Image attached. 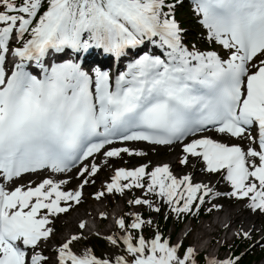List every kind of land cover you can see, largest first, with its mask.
I'll return each instance as SVG.
<instances>
[{
	"label": "snow or ice",
	"instance_id": "6c2138e0",
	"mask_svg": "<svg viewBox=\"0 0 264 264\" xmlns=\"http://www.w3.org/2000/svg\"><path fill=\"white\" fill-rule=\"evenodd\" d=\"M181 2L0 0V264H53L42 252L53 232L49 217L68 212L82 197V191L62 190L67 180L13 187L17 179L70 172L97 154L105 164L122 154L146 155L115 146L126 142L179 143L181 164L199 158L208 173H221L230 183V197L246 199L248 208L264 214V0H192L207 39L224 55L186 46L176 19ZM93 52L130 59L113 72L100 63L87 65ZM207 132L248 139L256 147L245 150ZM98 171L95 163L81 168V189L89 183L86 174ZM133 188L146 189L145 196L161 198L177 214L191 212L212 193L189 175L177 179L167 164L151 171L147 165L119 168L106 185L109 194ZM129 203L160 211L148 199ZM116 223L126 230L124 219ZM144 224L135 214L128 227L141 230ZM78 239L74 235L58 248L56 264H197L193 248L181 253L158 233L151 240L138 235L135 242L128 233L122 242L130 259L115 261L74 254L70 245ZM108 240L117 245L116 238Z\"/></svg>",
	"mask_w": 264,
	"mask_h": 264
},
{
	"label": "rangeland",
	"instance_id": "374dc122",
	"mask_svg": "<svg viewBox=\"0 0 264 264\" xmlns=\"http://www.w3.org/2000/svg\"><path fill=\"white\" fill-rule=\"evenodd\" d=\"M183 3H180L178 8H177V17L179 20L185 19V14L183 12L182 6H185V3H188L187 0H183ZM186 23V24H185ZM183 28H185L186 31V36L184 41H188L189 37L195 35L197 36V33L194 29V23L192 21L189 22H184L182 24ZM202 34H205L207 36V30L206 32L203 31ZM205 39V38H203ZM215 49V48H214ZM216 49L219 51L222 50V48L219 46ZM199 51H208V50H203V49H197ZM239 144H241L245 149L248 147H255V144H252L251 141L248 139H239L238 141H235ZM130 149L134 151H142L146 153L144 156H129L127 154H122L121 157L118 158H111L108 159L107 164H105V158L102 155H99L95 157L93 160H91L89 163L85 164L84 166H90L91 164L95 163L99 167L100 171L92 177V176H87L86 178L89 179V183L87 185H84L82 190H83V197L81 198V206L76 207H71L70 210L66 213H61L56 216H50L49 219L51 220V225L52 228L55 229V234L52 235V238L43 243L42 247V252L44 255H48L53 262L54 258H51L52 251L56 246H62L63 243L67 242L71 238L69 237V234H72L71 236H79L80 239H78L76 242L71 243L70 248L73 252H77L81 255H85L86 253H92L91 245L88 242V238L90 239H95L99 237H94L93 235H89L88 232H85V234L78 229V224L83 221V218L87 216V213L89 211H92L93 208L100 210L102 209L103 206H107V202H110L109 199L107 198V201L105 200V195L109 194L106 190V185L111 182L112 176L115 174V170L119 168H124L126 170H132L137 167L143 166L145 164H150L151 169H154L155 167L161 166L162 164H167L170 163L171 166L174 165L175 169H180L178 165L181 166L182 172L185 174L186 172L192 170L193 167H196L197 164L194 163L192 160L189 159V162L186 165H183L180 163L181 157L183 156L180 148H172V149H167V148H157V147H146L143 145L135 144V145H128ZM82 166V167H84ZM81 167V168H82ZM79 168L73 174L76 179L74 181H70V176L68 178V183L64 184L65 187H63V190L65 191H73L77 187H81L82 181L85 177H79L78 173L81 170ZM199 173L202 175L201 180H206L209 182V188L212 189V192H219L223 193L225 190L229 189L230 186L226 184L225 180L223 177H218L217 175H209L205 174L202 172V169L199 168ZM66 180V178L62 179L61 181ZM27 181H25V184ZM216 183L215 185H213ZM104 192V196H102L100 201H93L95 199V196L100 193ZM203 189L201 190V193L198 195H202ZM115 195V193L110 194V198ZM155 196L152 194H148L147 196L144 195L143 192H141L137 197L140 199H148L150 201L153 200ZM159 201L168 207L169 205L164 203V201L159 198ZM114 201V200H113ZM114 208L108 212V217L110 215H113L115 211H118V213L122 209V201L116 200ZM98 202V203H97ZM210 198L209 196L205 197V203L202 204L204 206L210 204ZM181 203H183L181 201ZM249 203V201L245 199H236L233 197H222L219 199V205H223V209L221 213H224L228 209H233V210H238L240 208H243V216L244 218L250 217V222L252 225H254V232L253 234L249 231H244L242 233H239V235L235 236L236 239L241 240L243 239V233H249L251 241H253V244L260 245L258 244L259 242H262V239L264 237V214L260 213L259 211L253 212L250 208H248L246 205ZM195 204V203H194ZM193 204V205H194ZM142 206L145 205H133V213L134 214H139L141 212ZM226 207V208H225ZM107 208V207H106ZM102 211V210H101ZM117 213V214H118ZM99 215V214H98ZM224 214L220 217L221 223L219 224V227H221L222 223L227 222L225 218H222ZM113 220V219H112ZM110 218L106 220L105 223H100L99 224V230L98 235H103L107 239L109 236H112L117 239V245H113L109 242H107L106 246L102 249H100L99 256L97 257L98 259H111L115 261L117 257L121 256V251H124V249L121 247L119 239L123 233V230L118 227L116 224L114 228L109 227L110 226V221H112ZM212 221V217H209L204 220H200L199 223H197L195 226L192 227L191 233H189V237H187L188 241L190 244L193 246H190L195 250V253H199L198 249L200 250H205L207 248L210 236L203 237V239L198 242L199 238L198 237L202 231L205 232H210L212 231L210 229V226H208V222ZM190 223L187 222L186 225L184 226L183 231L181 230L175 237V246L178 245L180 239L182 236H184V231L190 227ZM247 226V225H246ZM100 231V232H99ZM170 232L168 231V234ZM224 231H220L218 233V236L216 237L215 241L213 240V244L209 246L207 249V252H204L207 256V259H224L229 257L230 253L232 252V247L234 244V240L230 239V236L235 234V230L229 231V234L227 235V238L224 240L223 238ZM92 236V237H91ZM240 236V237H239ZM234 237V238H235ZM100 239V238H99ZM216 242V243H215ZM225 246V249L216 254V247L217 246ZM198 248V249H195ZM251 264H264V259H260L257 261L252 262Z\"/></svg>",
	"mask_w": 264,
	"mask_h": 264
},
{
	"label": "bare ground",
	"instance_id": "6f19581e",
	"mask_svg": "<svg viewBox=\"0 0 264 264\" xmlns=\"http://www.w3.org/2000/svg\"><path fill=\"white\" fill-rule=\"evenodd\" d=\"M220 136H224V135L221 134ZM143 145L149 147L148 144H143ZM37 175H38V173H35V174L27 175V177L34 179V178H36ZM52 177H53V180L57 182L61 178V175L60 174H54ZM191 177H192L193 182L201 180V176L199 175L197 167L194 168L193 172L191 173ZM72 179H73V177H72ZM203 184L206 185L207 182H203ZM222 214H224V216L222 218H225V220L227 222L222 223L221 227H219V224L222 222L220 219V217L222 216L221 214L217 217L216 222L215 221L213 222V220L212 221L210 220V222H208L207 224H208V226H210V229L212 231H210V232L202 231V233L198 236V237H200L199 239H202L203 237H207V236H211V235L216 237L217 234L220 232V228L224 229V230L227 229V231L225 232V235L223 236L224 239L227 238V235H228L230 229H235L238 233L244 232V231H251L252 233L254 232V228H255L254 225L249 223L250 217L244 218V216L241 214L240 209H238V210L228 209Z\"/></svg>",
	"mask_w": 264,
	"mask_h": 264
},
{
	"label": "trees",
	"instance_id": "16d2710c",
	"mask_svg": "<svg viewBox=\"0 0 264 264\" xmlns=\"http://www.w3.org/2000/svg\"><path fill=\"white\" fill-rule=\"evenodd\" d=\"M183 8V12L185 14V19H183V23L184 22H189V21H193L192 20V14L189 13V11L187 10V8L185 6H182ZM186 24V23H185ZM194 29L197 32V36L193 35L191 37H189V42L190 44H195L201 48H208L209 45L208 43L198 34H200V31L197 29V26L194 25ZM172 222H174L177 226H179V224L182 222L180 220H174L171 217V214H168V216L165 218H158V224L156 225V229H161L163 233H166V230L169 228V226L172 224ZM151 225V224H150ZM152 226V225H151ZM165 231V232H164ZM97 247H103L104 243H102L101 241H97L96 245ZM94 252H97V249L94 250ZM182 252H184V247L182 249ZM263 257L264 258V252L261 251L260 254H249L248 252L246 253V256L243 258V260L241 261L240 264H251L252 262L258 260L259 258ZM196 262L197 264H203V257L202 255H200L199 257L196 258Z\"/></svg>",
	"mask_w": 264,
	"mask_h": 264
}]
</instances>
